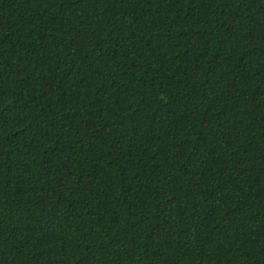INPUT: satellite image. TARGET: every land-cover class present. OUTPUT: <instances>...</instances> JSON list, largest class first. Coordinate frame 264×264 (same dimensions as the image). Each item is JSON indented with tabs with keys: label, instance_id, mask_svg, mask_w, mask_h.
I'll use <instances>...</instances> for the list:
<instances>
[{
	"label": "trees",
	"instance_id": "1",
	"mask_svg": "<svg viewBox=\"0 0 264 264\" xmlns=\"http://www.w3.org/2000/svg\"><path fill=\"white\" fill-rule=\"evenodd\" d=\"M0 264H264V0H0Z\"/></svg>",
	"mask_w": 264,
	"mask_h": 264
}]
</instances>
